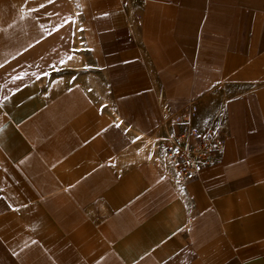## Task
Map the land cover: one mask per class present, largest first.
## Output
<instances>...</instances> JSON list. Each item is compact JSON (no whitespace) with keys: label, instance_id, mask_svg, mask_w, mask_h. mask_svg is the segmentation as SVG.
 <instances>
[{"label":"crops","instance_id":"1","mask_svg":"<svg viewBox=\"0 0 264 264\" xmlns=\"http://www.w3.org/2000/svg\"><path fill=\"white\" fill-rule=\"evenodd\" d=\"M0 264H264V0H0Z\"/></svg>","mask_w":264,"mask_h":264},{"label":"built area","instance_id":"2","mask_svg":"<svg viewBox=\"0 0 264 264\" xmlns=\"http://www.w3.org/2000/svg\"><path fill=\"white\" fill-rule=\"evenodd\" d=\"M221 136L214 126L188 127L170 134L159 147L162 160L173 170L175 180L186 184L198 180L212 163Z\"/></svg>","mask_w":264,"mask_h":264},{"label":"bare ground","instance_id":"3","mask_svg":"<svg viewBox=\"0 0 264 264\" xmlns=\"http://www.w3.org/2000/svg\"><path fill=\"white\" fill-rule=\"evenodd\" d=\"M77 47H78L79 49H81V48H83V45L79 42L78 45H77Z\"/></svg>","mask_w":264,"mask_h":264}]
</instances>
